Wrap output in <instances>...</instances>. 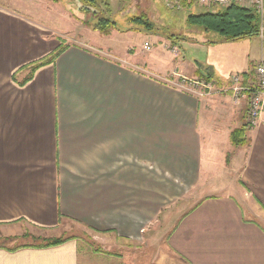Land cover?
Here are the masks:
<instances>
[{
    "label": "crops",
    "instance_id": "obj_1",
    "mask_svg": "<svg viewBox=\"0 0 264 264\" xmlns=\"http://www.w3.org/2000/svg\"><path fill=\"white\" fill-rule=\"evenodd\" d=\"M12 2L0 0V235L76 238L2 246L0 264H264V121L234 146L247 94L176 84L200 70L219 87L244 72L252 85L250 38L222 42L190 24L173 47L200 56L144 58L82 30L30 71L62 33Z\"/></svg>",
    "mask_w": 264,
    "mask_h": 264
},
{
    "label": "rangeland",
    "instance_id": "obj_2",
    "mask_svg": "<svg viewBox=\"0 0 264 264\" xmlns=\"http://www.w3.org/2000/svg\"><path fill=\"white\" fill-rule=\"evenodd\" d=\"M17 1L19 3L22 2V0H14V2H12L11 4L12 8H15L16 10L24 14H29L33 18L41 20L45 24L51 26L53 30L57 31L58 33H62L61 37H59L60 43L61 41L63 44L73 40L75 41L77 37L74 33L78 32L79 34H81L80 32L84 30V33L88 32L90 33V35H93L96 38H101L100 42L102 44H105L111 48H130V50H133L135 54H139L144 58L151 56L157 51H163L165 53L172 54V56H177L179 53H181L184 54L186 58H189L191 56L190 50H192V54L200 56V53L196 50L195 53L193 52V48H189V50L184 48L185 51H183L182 49L179 51L177 47H173V44L175 43H172L171 40H168L166 38V35H170L172 33L174 35H178L181 32L188 31L191 26L188 23L189 14H196L205 11L213 12L221 10L224 7L219 4L201 6L199 4L192 3L183 6V8L181 9H169L166 6L167 0H104L108 4L109 11L107 15L112 20H115L118 23V28L125 27L127 25L125 22L126 17L142 13L147 15L149 20H151L154 25V33L148 34L144 32L129 30L121 32L118 29H113L108 35H105L98 31L93 32V15H91V12L87 14H83L82 12H80L78 10V7L80 6L78 0H38L39 2H31L33 4H31L32 8H30L29 10L15 5ZM26 5H29V3H26ZM99 9L101 10L102 8L100 7ZM33 12H35L36 14H34ZM81 19L87 21L89 25L83 24ZM259 21L260 26H262V23H264V9L263 16L259 17ZM82 24L84 25V27H79ZM77 25L79 26L77 27ZM211 35L217 34L212 32L208 35L207 38H209ZM160 37L169 41V44L168 42H165L166 44L164 45V48L160 45V43H162V39ZM246 40L248 42L246 45H249V47H251V49L249 48V52L251 53V55H256L259 61L263 60L264 36H255ZM144 42L150 43V50L147 51L143 49ZM196 72V75L191 79L192 81H198V84H200L199 87L197 86V89L198 91L202 92V94L196 93L199 97L201 96L214 98L217 96L220 97V95L223 94L225 95L226 92L224 93L221 90L222 86L219 87L218 85H216L210 73L207 74L200 70H197ZM181 79L182 78H180V81L177 82L178 84H181ZM220 180L221 179H219V181ZM226 184L229 185V182H227ZM32 232L35 233H24L22 237L14 241L6 240V237L0 235V246L12 248L16 245L37 244L39 242H42V239L44 238L67 237L72 233V231L67 232L63 230L45 236L43 232L41 233V235H39L38 233H40L41 231L38 230H34ZM80 236L84 240H86L87 238L90 239L86 231H84Z\"/></svg>",
    "mask_w": 264,
    "mask_h": 264
},
{
    "label": "trees",
    "instance_id": "obj_3",
    "mask_svg": "<svg viewBox=\"0 0 264 264\" xmlns=\"http://www.w3.org/2000/svg\"><path fill=\"white\" fill-rule=\"evenodd\" d=\"M80 6L78 10L83 14L91 12L94 18L92 29L102 34L108 35L113 29L123 31H139L144 33H154V25L145 14H134L125 18L126 26L118 28V23L112 20L108 15V4L104 0H78ZM183 6H186L185 0H182ZM102 8L101 10L99 8ZM99 10V11H98ZM104 13V14H103ZM77 18V17H76ZM83 24L89 25L87 21L82 20ZM188 23L191 25H198L203 27L206 31H211L218 34L222 42L237 41L244 38H251L262 34L264 36V23L260 26L259 16L254 9L246 8L235 3L224 6L221 10L205 11L196 14L188 15ZM178 35L173 33L166 35V38L175 43ZM67 48L62 41L58 47L45 57L31 63L29 65L30 71L36 68L54 62L55 59ZM247 75V73H242ZM207 78V77H206ZM247 123H244L239 128H236L230 133V141L234 146H243L248 143ZM76 236H65L58 238H44L42 242L37 244L16 245L10 250H15L24 247H51L62 244ZM2 247V246H0Z\"/></svg>",
    "mask_w": 264,
    "mask_h": 264
},
{
    "label": "built area",
    "instance_id": "obj_4",
    "mask_svg": "<svg viewBox=\"0 0 264 264\" xmlns=\"http://www.w3.org/2000/svg\"><path fill=\"white\" fill-rule=\"evenodd\" d=\"M186 3H196L201 6L219 4L226 6L231 3L238 4L240 6L254 9L259 17L263 16L264 0H185ZM166 6L169 9H181L183 8L182 0H167ZM144 50H150L151 45L149 42H144ZM254 81L252 85H249L245 81V75L242 73L233 74L229 83L221 88L223 92L228 93L231 98L238 101L243 94H247V125L249 128L256 127L261 124L264 114V61H259L253 68ZM181 84L176 83L180 87H184L186 90H190L197 94H202L198 91V81L181 79ZM198 84V85H197ZM210 85V84H208ZM204 86V85H202Z\"/></svg>",
    "mask_w": 264,
    "mask_h": 264
}]
</instances>
